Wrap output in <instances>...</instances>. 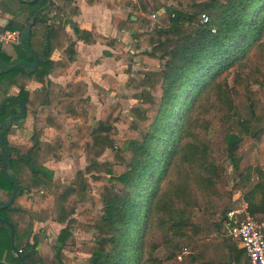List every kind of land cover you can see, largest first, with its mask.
<instances>
[{
	"label": "trees",
	"instance_id": "trees-1",
	"mask_svg": "<svg viewBox=\"0 0 264 264\" xmlns=\"http://www.w3.org/2000/svg\"><path fill=\"white\" fill-rule=\"evenodd\" d=\"M139 3L145 17L142 31L134 32L133 38L141 50L126 57V73H132L136 56L156 58L161 67L129 76L126 85L137 90L133 97L138 101L129 109V121L122 117L120 102L103 101L100 111L93 105L84 110L89 112L87 126L67 131L64 121L78 118V107L85 100L52 81L40 92L26 90L28 80L45 82L56 65L68 67L76 59L66 23L49 22L48 13L57 9L66 15L64 7L52 3L34 13L26 40L38 56L37 67L1 65L0 90L6 97L0 125L20 112V100L29 107L27 100L33 99L34 111L41 104L55 105L56 113L44 108L41 114L58 136L46 142L40 139L41 132H35L33 146L25 154L15 159L11 149L8 155L7 168L20 184L16 197L41 191L52 195L54 203L40 211L15 202L0 205L4 220L0 221V264H48L39 249L42 231L34 225L49 219L58 226L51 264H69L64 251L80 226L92 233L83 241L89 252L85 264L248 263L245 250L225 232L228 205L216 207L214 201L221 197L231 167L233 191H242L247 211L255 219H264V167L247 163L241 153L244 141L249 149L264 145V95L255 88L264 87V72L251 61L255 53H264V0ZM153 13L156 19L151 18ZM202 14L208 15V22H202ZM126 23L134 22L129 19L120 27H127ZM74 32L86 43L121 46L77 26ZM55 49H66L68 61L54 60ZM15 50L20 58L34 61L20 43ZM14 84L20 93L8 96ZM214 109L223 128L222 162L214 156L209 122L203 118ZM118 136L123 138L121 144ZM108 150L112 158L104 159ZM4 153L0 142V188L10 196L14 183L4 170ZM68 154L83 155L86 167L61 185L46 162ZM88 195L98 212L89 207L79 210ZM11 226L20 256L12 248ZM178 239L188 240L189 249L181 247Z\"/></svg>",
	"mask_w": 264,
	"mask_h": 264
},
{
	"label": "crops",
	"instance_id": "crops-1",
	"mask_svg": "<svg viewBox=\"0 0 264 264\" xmlns=\"http://www.w3.org/2000/svg\"><path fill=\"white\" fill-rule=\"evenodd\" d=\"M52 3L58 7H64L66 15L55 9L48 13L49 22L62 21L66 23L68 33L73 36L76 59L69 62L68 67L63 66V64L56 65L54 70L45 77V82L36 79L28 80L26 90L33 93L40 92L48 81H52L68 89L79 99L85 100L78 107L79 117L64 121L67 131L72 127L87 126L89 112L86 111L88 113H85L87 114L85 116L84 110H88L89 106L93 105L100 111L103 108V101L107 104L120 102L123 106L122 117L124 120L129 121L131 119L129 109L138 105V101L133 97L137 90L126 85L129 76H139L141 75L139 72L142 70L159 69L161 67V62L156 58L136 56L132 62V73H126L128 68L126 57L129 56V53L136 54L141 50L137 47L136 40L133 38L134 32L142 31L141 25L145 17L140 8L139 0H93L92 3L89 0H0V30L11 29L21 32L29 22H32L33 26L35 11L37 9L47 10ZM169 3H171V0H169ZM76 9L79 12H75ZM129 19L134 23H126L127 27L121 28L120 24L127 22ZM74 26H77L80 30L91 31L97 36L121 44V46L108 44L104 41L86 43L82 38L76 36ZM16 45L13 43H0V52L4 57L2 58L0 55V70L1 65L6 69H12L17 67L15 66L17 62L24 60L19 57L18 52L15 50ZM52 58L61 62L68 61L66 49H55ZM5 65L10 67L7 68ZM19 93L20 88L14 84L9 89L8 96H17ZM5 97L6 95L0 90V105L3 104L4 106ZM36 103V100L28 99L27 104L29 107H27L20 100V112L18 114L23 113V107L26 116L15 120L10 130L4 135L10 151L13 149L11 154L15 159L19 155L25 154L33 146L35 132H41L40 139L46 142H51L58 136V132L41 114V110L44 108L56 113L55 105L41 104L34 111L33 108ZM4 127L1 126L0 131ZM109 151L111 154V150H108L103 157L104 159H107ZM46 167L52 171L53 179L64 185V182L71 179L79 170L85 169L86 161L83 155L73 156L68 154L62 160H49L46 162ZM7 171L10 175H13L12 170L7 168ZM10 196H8L5 189L0 188V202L8 201ZM13 202L40 211L51 209L54 197L52 195L44 196L41 191L23 193L16 197ZM242 205L247 206L244 200H242ZM34 226L36 231H42L39 249L45 262L48 263L43 248L47 240L46 235L53 236L52 227L55 225L49 219L44 222L36 221ZM50 249L52 251V248Z\"/></svg>",
	"mask_w": 264,
	"mask_h": 264
},
{
	"label": "rangeland",
	"instance_id": "rangeland-1",
	"mask_svg": "<svg viewBox=\"0 0 264 264\" xmlns=\"http://www.w3.org/2000/svg\"><path fill=\"white\" fill-rule=\"evenodd\" d=\"M251 61L254 63L255 66L259 67L262 72H264V53L258 52L253 55V58ZM140 73V72H139ZM257 90L260 91L261 95H264V87H259L258 85L255 86ZM204 120L209 122V136L211 139L212 147H213V152L214 156L219 162H222L224 159V153H223V148H224V135H223V128H222V123L219 120L220 118V113L218 110H210L205 117H203ZM126 121V120H125ZM122 129L123 126H120ZM118 142L121 144L123 142V138L121 136H118L116 138ZM241 153L244 157V161L246 160L247 163H251L252 165H259L264 167V145H261L259 147L249 149L248 148V142L244 141L242 148H241ZM109 155L106 157L112 158V151L110 154V151L108 153ZM111 156V157H110ZM233 185V173L231 167L227 169L225 173V179H224V184L221 186V197L215 198L214 205L216 207H221L223 205H228L229 209L232 208H241L242 205V191H233L232 188ZM233 191L232 197H229V192ZM85 203L80 204L79 210L83 209L84 207H89L92 208L94 212H98V208H93L91 207L90 204V197L89 195L86 196ZM81 227V226H80ZM77 227L74 231V235L70 242L68 243V247L64 251L65 258L69 262V264H82V263H87V260L89 258V252L88 248L86 245L83 243V241L86 238H89L92 236V233L88 231L87 229L85 230L84 228ZM58 226L52 227L53 231V236L49 237L46 235V243L44 245L43 251L44 254L46 255V259L48 261V264H51L52 262V251H51V245L54 243L55 238H56V233H57ZM178 243L181 247L184 249H189L190 247V242L186 239H178ZM174 264H181L180 260L177 262H174Z\"/></svg>",
	"mask_w": 264,
	"mask_h": 264
},
{
	"label": "built area",
	"instance_id": "built-area-1",
	"mask_svg": "<svg viewBox=\"0 0 264 264\" xmlns=\"http://www.w3.org/2000/svg\"><path fill=\"white\" fill-rule=\"evenodd\" d=\"M202 22H208L207 14H202ZM152 19L157 18V14L151 15ZM21 32L18 30H0V43L20 42ZM240 215H242L240 217ZM226 234L235 239L248 256L247 264H264V219H255L248 211L247 206L232 208L227 213L224 221Z\"/></svg>",
	"mask_w": 264,
	"mask_h": 264
},
{
	"label": "water",
	"instance_id": "water-1",
	"mask_svg": "<svg viewBox=\"0 0 264 264\" xmlns=\"http://www.w3.org/2000/svg\"><path fill=\"white\" fill-rule=\"evenodd\" d=\"M31 27H32V22H29L27 24V26L21 31L20 44L34 57L35 61L33 63H29V62H26L24 60H20L19 62H17L15 64V66L27 64V65H31L33 67H36L38 65V57L35 54V52L33 51V49L27 44V40H26L27 36L30 33ZM5 66L7 68L10 67L7 65H5ZM11 68H12V66H11ZM2 107H3V104L0 105V113H1ZM22 111H23L22 114H15V115H11V116L7 117L4 120V126L5 127L0 131V141L6 146V151H5L4 157H3L4 170L7 174V176L9 177V179H11L14 183L9 200L6 202H3V201L0 202V205H2V206H9L13 203V201L15 200V198L17 196V192H18V189L20 186L18 179L14 175H10L7 171V159H8V154H9L10 148H9L5 138H4V135L7 134V132L10 130V128L12 127L13 122L15 120L24 118L26 116V111L23 107H22ZM0 128H1V126H0ZM0 221H4V220L2 218H0ZM14 235H15V230H14V227L11 226L12 248L20 256L18 249L16 248V246L14 244Z\"/></svg>",
	"mask_w": 264,
	"mask_h": 264
}]
</instances>
